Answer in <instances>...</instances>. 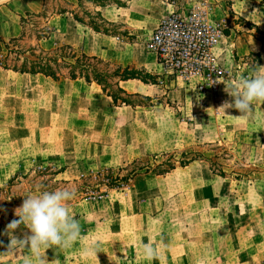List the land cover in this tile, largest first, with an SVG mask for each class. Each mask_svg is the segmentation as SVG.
<instances>
[{"label":"crops","instance_id":"0c3cea01","mask_svg":"<svg viewBox=\"0 0 264 264\" xmlns=\"http://www.w3.org/2000/svg\"><path fill=\"white\" fill-rule=\"evenodd\" d=\"M207 1L212 6L213 19L225 24L224 36L214 47L225 69L218 93H198V78L186 81L178 77L148 47L154 29L174 9L169 0H106L104 4L92 0H59L67 12L49 19L54 31L40 44L43 46L52 39L57 43L54 47L70 44L113 65L145 68L159 75V85L139 79L119 82L128 93L154 97L155 104L116 105L99 84L85 79L56 81L41 73L0 67V161L10 163L11 170L16 172V163L27 160L36 148H41L58 155L57 158L87 162L93 171L95 165L114 168L150 154L193 150L196 144L218 142L234 146L235 160L264 161V103H255L251 114L242 118L234 117L240 115L234 108L219 109L225 101L233 99L225 92V84L249 76L255 65L264 66V0ZM54 4V0H0V37L19 36L23 30L22 16L39 13L44 7L51 13ZM84 9L101 13L106 21L120 24L136 39L97 32L78 22L73 13L82 16ZM239 19L255 28L244 26ZM253 50L261 53L258 61L250 58ZM25 88L28 95L36 90L40 92L41 106L33 97L19 108L24 102L13 91L19 94ZM157 99L162 102L156 103ZM63 124L75 138L71 150L62 149V143L55 142L63 136ZM64 146L67 148L68 144ZM200 163H206V170L202 169L203 185L192 186L187 180L188 185L179 187L169 198L162 197L158 209H150L157 199L136 198L132 205L125 201L109 203L90 219L77 213L80 239L68 248L53 246L46 252L42 249L46 264H260L256 235L247 239L250 248L244 250L247 246H244L247 238L244 226L252 228V221L249 224L228 216L229 207L222 201L224 194L212 185L228 177L214 173L207 162L195 160L167 175L145 173L135 181L150 175L160 180L187 173L199 179L196 168ZM188 168L195 170L185 171ZM61 173L57 179H65L59 178ZM130 195L125 194L124 200ZM84 200L69 208L83 206ZM90 208L92 212L93 206ZM179 211L181 219L176 220L173 215ZM10 222L0 224V253L7 251L10 242L6 231ZM25 234L30 233L24 225L12 233L21 239ZM150 241L157 252L151 261L145 259L142 251V245ZM93 246L95 252L85 256L84 249ZM23 255L30 253L21 250L2 256L0 264H22Z\"/></svg>","mask_w":264,"mask_h":264},{"label":"trees","instance_id":"16d2710c","mask_svg":"<svg viewBox=\"0 0 264 264\" xmlns=\"http://www.w3.org/2000/svg\"><path fill=\"white\" fill-rule=\"evenodd\" d=\"M47 1V0H45ZM53 11L49 13L44 9L39 13H26L22 16L21 23L23 30L19 36L4 39L0 37V67L21 73L44 74L56 81L62 79H85L88 83H97L102 90L112 97L116 105H145L136 103L133 97L144 98L153 101L154 97L141 93H128L119 85L121 80L139 79L147 84H160V76L148 71L145 68H135L123 65H113L105 62L96 55H90L84 50L78 49L70 44L58 45L54 48L46 49L40 41L51 36L54 29L49 24V19L54 15H60L67 12L65 6L61 5L59 0H54ZM104 4L106 0H92ZM28 17L37 18L44 21L45 25L36 30L33 34L34 45H22L25 39V22ZM75 20L85 23L93 30L105 34L135 40L136 37L117 23L106 21L101 13L92 12L84 9L83 15L73 13ZM114 29V30H113ZM123 30V31H121ZM106 68L102 69L101 66ZM157 99L156 103H161ZM155 103H151L153 105ZM178 155H180L178 157ZM195 160L209 163L210 169L223 177L228 174L223 170H217L210 163L203 153L193 150H175L160 154H150L146 157H140L119 167H110L98 171H90L87 175H82L74 180L57 179L61 170H55L53 166L37 167L27 174L16 173L9 178L6 185L0 187V195L4 196V204L0 211L2 219L0 224L13 221L18 217L15 215V209L23 203L24 196L32 191L54 190L60 186L72 184L69 187L75 193L74 198L68 202L69 206L89 197L90 193H99L100 197L107 195L109 190H125L133 185L135 179L142 174L152 173L155 175H167L180 167H186ZM242 173H236L233 179L241 180ZM28 180V181H26ZM29 189L20 187L25 184ZM19 187V189H16ZM65 187V186H64ZM105 189V191H103ZM32 194V193H31Z\"/></svg>","mask_w":264,"mask_h":264},{"label":"rangeland","instance_id":"374dc122","mask_svg":"<svg viewBox=\"0 0 264 264\" xmlns=\"http://www.w3.org/2000/svg\"><path fill=\"white\" fill-rule=\"evenodd\" d=\"M238 21L241 24H244V26H248L253 29L255 28L250 22L244 21L242 19H239ZM44 25L45 23L43 20L28 17L24 24L26 36L24 41L22 42V45H34L35 41L32 36L36 30L42 28ZM262 41L264 43V39ZM56 44L57 43L51 39L49 41H45L43 43V47L49 49L51 47H54ZM260 54L261 53L257 50H253L250 53V58L254 61H258V59L260 58ZM101 68L105 69L106 66L102 65ZM13 81V78H11V82ZM26 89L27 88H25V90L19 94H16L13 91L14 96H20V98L24 102L19 104V108L26 106V102L28 100H32L33 97L35 98L37 104L40 102L41 95L38 90H36L35 93L28 95ZM133 99L136 103L146 105L154 103L153 101H149L140 97H133ZM38 105L41 106V104ZM1 116L2 115L0 114V117ZM61 128L63 136L59 140L56 139L55 142H61L63 145L62 149L71 150L72 146H70V144L72 145L75 142V138L70 135L71 131L65 127V124L61 125ZM65 134L67 135V137L65 136ZM64 144H68L67 148L64 146ZM193 147L195 148H192L193 151H199L203 153L207 158H209L210 163L213 164L215 169H223L228 174V179L224 180L221 183H214L212 185L218 186L220 188V192L224 194V198L222 199V201L224 202V204H226L224 205L225 207H229L228 216L244 220L245 222L248 221L249 224L250 221H252V228L250 227V225H248L247 227L244 226L243 233L244 236L247 237L244 238V246L247 245L244 250H249L250 248V241H247V239L249 240L252 236L254 237L256 235L255 238H257L258 241L255 243V245L258 246L259 250V263L264 264V161L243 162L235 160L232 156V149L234 148V146H232L230 143H205L196 144ZM22 152L25 153L24 150H22ZM33 153V156H27V160L19 161L18 163H16V166H18L17 171L19 173L26 174L31 170L36 169L37 167H47L52 165L55 170H61L62 173L59 175V178L74 179L79 178L82 175H87L91 170L90 164L87 162H74L71 160H64L61 158V156L57 158L58 155L49 153L47 150H43L41 148H36ZM179 156L180 155H178V157ZM207 164L209 166L208 162ZM98 166L99 165H95L93 171H98L100 169L107 168L102 167L101 165L99 167ZM192 169L193 168H188L185 171L191 172ZM202 169L206 170V163H200V167L196 168V170H198L200 173L199 179L191 177L192 174L188 173L183 175L175 174L174 176H169L166 179L161 178L160 180L151 178L152 176L150 175L141 181L140 179H137L136 181L138 183L136 184L135 181V185L133 184V188L129 187L123 191L109 190L107 195H103L101 197L99 193H90L89 197L85 198V200L83 201V206H75L73 208H70V212L74 217L77 213L78 215L79 213H83L84 216L87 215L86 217L90 219L91 216H94L93 213H95L97 210L101 211L105 209V205L109 203L121 204L123 201H125L131 203L132 205L135 202L136 198L157 199V202H152V204L150 205V209L155 210L160 207V199H162V197L169 198L172 193L179 189V187H185L188 184L192 186L203 185L205 179L203 177L204 174ZM13 171L11 170L10 163L0 161V186L6 185L9 178L17 172ZM237 172L243 174V178L241 180L233 179V177L236 176ZM187 180L189 181L188 184L186 182ZM26 181L25 184H22L20 187L24 189H29L30 186L27 184ZM64 186L66 188H69L73 185L63 184L60 187ZM16 189H19V187H17ZM103 191H105V189H103ZM30 193L36 194L37 191H32ZM127 193H131V195L125 198L124 200L123 197ZM4 198V196L0 195V211L3 210L1 209L3 207L1 205L4 204ZM91 206H93L92 212L90 208ZM168 211H170V209H168ZM1 215L2 213H0V220L2 219ZM225 215L226 214H223V216ZM173 218H176V220L181 219L180 211L175 213L173 215ZM252 250L254 252V248ZM243 260L245 262L247 259L244 258Z\"/></svg>","mask_w":264,"mask_h":264},{"label":"clouds","instance_id":"9594fccd","mask_svg":"<svg viewBox=\"0 0 264 264\" xmlns=\"http://www.w3.org/2000/svg\"><path fill=\"white\" fill-rule=\"evenodd\" d=\"M225 92L232 97V101H225L219 109L234 108L242 118L251 114L253 105L264 103V66L255 65L249 76L239 79L235 83L225 84ZM75 193L66 187L54 190H38L36 194L24 196L23 203L15 209L19 219L7 225L10 242L7 251L0 253V257L27 250L30 255H23L22 264H46L41 250L53 246L68 248L80 239V223L71 214L68 202L74 198ZM24 225L30 234L18 238L12 233ZM145 259L151 261L156 255V248L150 241L142 245ZM95 252V247L84 249L87 256ZM97 254V253H96Z\"/></svg>","mask_w":264,"mask_h":264},{"label":"built area","instance_id":"2783aa9c","mask_svg":"<svg viewBox=\"0 0 264 264\" xmlns=\"http://www.w3.org/2000/svg\"><path fill=\"white\" fill-rule=\"evenodd\" d=\"M174 9L154 29L148 43L159 62L178 77L198 78V93L218 92L225 73L214 53L225 24L212 16L207 0H169Z\"/></svg>","mask_w":264,"mask_h":264}]
</instances>
